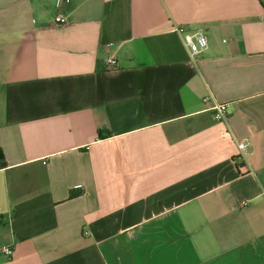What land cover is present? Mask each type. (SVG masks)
<instances>
[{"label": "crops", "instance_id": "0c3cea01", "mask_svg": "<svg viewBox=\"0 0 264 264\" xmlns=\"http://www.w3.org/2000/svg\"><path fill=\"white\" fill-rule=\"evenodd\" d=\"M0 151V264H264V7L0 0Z\"/></svg>", "mask_w": 264, "mask_h": 264}, {"label": "built area", "instance_id": "2783aa9c", "mask_svg": "<svg viewBox=\"0 0 264 264\" xmlns=\"http://www.w3.org/2000/svg\"><path fill=\"white\" fill-rule=\"evenodd\" d=\"M66 2H69L70 0H65ZM62 0H58V6L61 5ZM55 22L58 25H65L67 23V20L62 15H58L55 18ZM186 45L188 46L192 58L196 57L201 53L203 49L207 47V38L203 33H197L195 35H186L185 37ZM107 64L110 67H116L118 66L117 61L114 58H108ZM212 111L214 112V117L216 120L221 121L224 120L228 113V104L226 103H218L215 104L212 107ZM249 145L248 141L241 142L239 144V149L244 150ZM3 253L11 256L13 253V250L11 247H6L3 249Z\"/></svg>", "mask_w": 264, "mask_h": 264}, {"label": "trees", "instance_id": "16d2710c", "mask_svg": "<svg viewBox=\"0 0 264 264\" xmlns=\"http://www.w3.org/2000/svg\"><path fill=\"white\" fill-rule=\"evenodd\" d=\"M259 1L262 4V6L264 7V0H259ZM3 160H4V155H3L2 151H0V166H1V163ZM80 194L81 193L78 191H71L70 192V198L78 197Z\"/></svg>", "mask_w": 264, "mask_h": 264}]
</instances>
